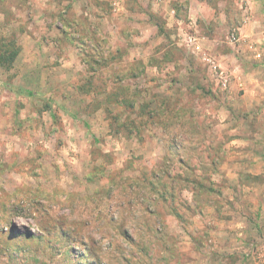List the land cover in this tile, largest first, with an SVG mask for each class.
Segmentation results:
<instances>
[{"label":"rangeland","instance_id":"obj_1","mask_svg":"<svg viewBox=\"0 0 264 264\" xmlns=\"http://www.w3.org/2000/svg\"><path fill=\"white\" fill-rule=\"evenodd\" d=\"M0 264H264V0H0Z\"/></svg>","mask_w":264,"mask_h":264},{"label":"trees","instance_id":"obj_2","mask_svg":"<svg viewBox=\"0 0 264 264\" xmlns=\"http://www.w3.org/2000/svg\"><path fill=\"white\" fill-rule=\"evenodd\" d=\"M5 54L0 56V60L4 61L3 63H6L5 67L6 69H8L9 66H7L8 64H12L13 61L15 60L16 56H17V51H12V52H4Z\"/></svg>","mask_w":264,"mask_h":264}]
</instances>
